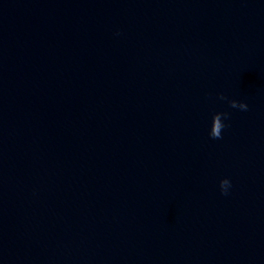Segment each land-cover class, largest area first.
<instances>
[{
  "label": "water",
  "instance_id": "obj_1",
  "mask_svg": "<svg viewBox=\"0 0 264 264\" xmlns=\"http://www.w3.org/2000/svg\"><path fill=\"white\" fill-rule=\"evenodd\" d=\"M0 264H264V0H0Z\"/></svg>",
  "mask_w": 264,
  "mask_h": 264
},
{
  "label": "clouds",
  "instance_id": "obj_2",
  "mask_svg": "<svg viewBox=\"0 0 264 264\" xmlns=\"http://www.w3.org/2000/svg\"><path fill=\"white\" fill-rule=\"evenodd\" d=\"M241 107H242V109H243V110H247V109H248V104H246V103H243V104L241 105ZM223 194L227 195V194H228V192H226V193H223Z\"/></svg>",
  "mask_w": 264,
  "mask_h": 264
}]
</instances>
